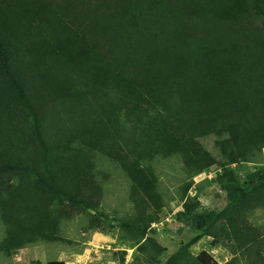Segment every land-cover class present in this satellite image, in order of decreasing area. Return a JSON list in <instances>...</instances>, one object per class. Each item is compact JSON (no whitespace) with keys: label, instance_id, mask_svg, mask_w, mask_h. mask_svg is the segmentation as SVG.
I'll return each mask as SVG.
<instances>
[{"label":"trees","instance_id":"16d2710c","mask_svg":"<svg viewBox=\"0 0 264 264\" xmlns=\"http://www.w3.org/2000/svg\"><path fill=\"white\" fill-rule=\"evenodd\" d=\"M44 1L41 11L56 7L59 14L51 27L54 41L44 51L16 45L6 35V15L0 18V206L11 211L19 206L12 201L13 179L38 167L47 168L52 180H57L54 174L61 178L58 200L63 205L55 213L42 206L28 223L5 216L10 228L0 251L11 254L33 243L38 232L55 239L58 221L73 213L101 215L100 184L92 177L103 145L94 138L83 140L84 147L66 149L77 155H65L47 141L45 102L51 104L54 85L46 68L59 64L47 59H59L76 73L87 69L89 96L97 104L105 99L107 105L128 107L130 72L152 87L154 95L133 79L142 89L139 96L131 92L133 110L127 113L136 115L134 136L128 151L109 150L134 193L138 190L157 206L161 201L154 169L140 155L179 156L191 178L214 167L222 170L219 182L229 205L220 212H201L197 199H189L180 216L197 236L165 264H181L204 237L213 238L214 246L233 245L252 264H264V229L251 222V214L264 209V170L242 184L234 167L264 151V0H63L56 6ZM138 70L144 72L141 77ZM103 73L116 77L104 79ZM155 97L165 109L152 104ZM211 136L221 149L218 156L201 143ZM147 241L149 253L165 252L154 240ZM192 264L220 263L202 252Z\"/></svg>","mask_w":264,"mask_h":264},{"label":"rangeland","instance_id":"374dc122","mask_svg":"<svg viewBox=\"0 0 264 264\" xmlns=\"http://www.w3.org/2000/svg\"><path fill=\"white\" fill-rule=\"evenodd\" d=\"M46 1L51 6L63 3V0ZM43 4L44 0H0V18L3 20L6 15V35H10L12 41L25 50L44 51L48 43L54 41L51 27L56 20L54 17L59 14L55 12L56 7L41 11ZM5 12H9L8 15ZM47 62L59 63L46 68L49 71L48 78L52 79L54 85L51 104L45 102L49 111L44 122L47 141L65 155H77L73 151L67 153L66 149L84 147L83 140L94 138L95 142L103 145L104 150L96 153L93 161L94 174L92 173L93 183L100 184L99 212L102 216H94L95 213L90 211L73 213L71 218L62 217L58 221V230L53 235L57 240L49 239L51 234L48 232H38L35 242L13 250L15 252L7 254L0 251V264H47L51 261H64L66 264H165L197 236L189 227L187 219L180 216L189 199H197L201 212H220L229 205L228 194L219 182L222 170L214 167L191 178L185 172V165L179 156L150 158L140 155L154 169L157 193L161 196V201L157 206L140 195L138 190L134 193L133 183L120 161L109 156V150L116 147L128 151V140L134 136L131 127L135 125L136 115L130 114L128 117L127 113H132L133 110L132 95L139 96L142 93L141 87L138 83L134 84V81L138 79L143 88L149 89V94L154 95L152 87L143 84L137 72H130L132 80H128L130 86L126 88L127 96L131 99L128 107L120 103L107 105L105 99L102 104H97L94 96H89L92 92L87 87L86 68L84 73H76L61 64L65 62L59 59H47ZM138 72L141 73L140 70ZM143 74L144 72L139 76ZM102 77L106 79L116 75L103 73ZM118 83L120 81L116 82ZM131 92L134 93L131 95ZM156 103L165 109L159 97L152 99V104ZM107 106L110 108H106ZM201 143L213 155L221 153L215 136L201 140ZM234 167L240 182L247 183L250 175L264 170V151L250 162ZM54 175L57 180L51 179L47 168L38 167L13 179L16 189L12 201L19 206H15L14 211L0 206V246L7 238L10 228L5 216L15 215L28 223L30 215L36 218L39 216L42 206H47L51 213L60 210L63 203L58 200L61 194L58 184L62 180ZM44 182L48 184L44 185ZM94 217H98L99 221ZM8 221L11 222L12 217ZM121 222L127 223V226L121 225ZM251 222L264 229V209L254 211ZM148 239L161 245L166 249L165 252L156 256L153 249V253H149L145 245L151 244ZM202 252H208L220 264H252L246 255L231 244L214 246L211 237H204L192 245L182 257L181 264H192V260Z\"/></svg>","mask_w":264,"mask_h":264}]
</instances>
